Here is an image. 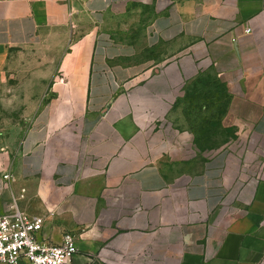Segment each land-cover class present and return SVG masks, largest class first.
Masks as SVG:
<instances>
[{
  "label": "crops",
  "instance_id": "0c3cea01",
  "mask_svg": "<svg viewBox=\"0 0 264 264\" xmlns=\"http://www.w3.org/2000/svg\"><path fill=\"white\" fill-rule=\"evenodd\" d=\"M145 13L141 37L116 36ZM52 41L68 48L62 75L33 113L17 161L0 170V216L16 205L43 218L39 238L52 244L74 234L69 264H264V0H0V72L15 51ZM206 48L207 71L257 113L263 152L245 153L231 179L233 154L222 147L178 183L157 163L136 164L140 129L125 89L150 74L149 90L166 93L196 80Z\"/></svg>",
  "mask_w": 264,
  "mask_h": 264
},
{
  "label": "rangeland",
  "instance_id": "374dc122",
  "mask_svg": "<svg viewBox=\"0 0 264 264\" xmlns=\"http://www.w3.org/2000/svg\"><path fill=\"white\" fill-rule=\"evenodd\" d=\"M150 10L151 7L145 8V12ZM150 18L146 13L131 16L130 22L135 21L125 20L115 34L125 41H135L142 36ZM54 43L57 41L15 51L12 63L0 72V170L11 169L17 161L33 113L38 104L47 102L52 84L62 75L61 66L68 48ZM201 53L204 60L199 70L204 72L190 83L179 80L167 93L152 91L149 89L155 79L150 74L132 81L125 89L140 129V144L134 148L140 157L136 164L157 163L178 173V183H186L187 174L197 171L207 156L222 147L233 154L229 167L231 179L237 176L239 165L248 162L245 153L263 152L254 142L252 131L257 113L249 110L248 103L227 94L225 83L207 71L212 64L208 49ZM149 54L159 56L161 52ZM184 56L186 52L179 55ZM150 71L154 72L155 67ZM168 108L173 110V120L165 111ZM182 109L189 124L182 121ZM91 155H95L94 151L83 160L84 174H89L95 163ZM251 161L255 163L252 168L259 170L262 161L257 158ZM125 198L129 199L121 195L118 200Z\"/></svg>",
  "mask_w": 264,
  "mask_h": 264
},
{
  "label": "built area",
  "instance_id": "2783aa9c",
  "mask_svg": "<svg viewBox=\"0 0 264 264\" xmlns=\"http://www.w3.org/2000/svg\"><path fill=\"white\" fill-rule=\"evenodd\" d=\"M43 220L14 206L0 216V264H69L72 261L79 251L76 236L65 233L59 244L41 240Z\"/></svg>",
  "mask_w": 264,
  "mask_h": 264
}]
</instances>
